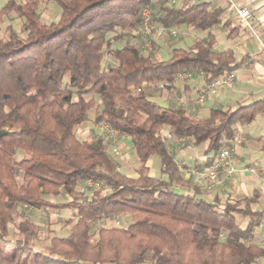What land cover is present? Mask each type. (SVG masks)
I'll return each mask as SVG.
<instances>
[{
	"label": "trees",
	"instance_id": "obj_1",
	"mask_svg": "<svg viewBox=\"0 0 264 264\" xmlns=\"http://www.w3.org/2000/svg\"><path fill=\"white\" fill-rule=\"evenodd\" d=\"M48 1L60 11L48 24L38 0H9L0 9V31L11 14L21 23L7 25L0 39V264H257L264 247L251 239L264 212L250 209L253 199L241 206L207 201L199 188L175 192V186L189 183L160 132L167 127L192 146L207 143L206 152H218L223 140L234 137L236 123L254 119L258 103L235 111L213 108L199 119L183 107H162L145 92L150 84L171 88L181 72L203 73L208 82L240 66L231 50L215 49L210 30L221 22L222 10H211V1L190 7L172 6L170 0ZM154 2L156 24L206 35L189 50H172L168 61L144 55L136 45L110 49L108 35L118 40L138 33L142 10ZM105 49L112 58L107 67ZM92 110L95 124L129 138L139 162L136 177L117 170L103 138H77L76 129ZM154 155L160 159L159 178L146 166ZM85 181L107 190L64 203L46 199L74 196ZM22 207L71 210L68 235L51 237L36 250V226L24 219L17 223L20 236L10 238L9 225L23 216ZM121 213L131 218L126 228L100 227L91 241L90 223ZM236 216L248 218L244 228Z\"/></svg>",
	"mask_w": 264,
	"mask_h": 264
},
{
	"label": "crops",
	"instance_id": "obj_2",
	"mask_svg": "<svg viewBox=\"0 0 264 264\" xmlns=\"http://www.w3.org/2000/svg\"><path fill=\"white\" fill-rule=\"evenodd\" d=\"M186 1L179 0L178 4H184ZM202 1H211V10H222L221 22L210 30L215 37V49L231 50L234 60L241 64L228 72L232 77V86L219 88L213 93H205L208 82L203 73H198L199 77L203 78L202 81L190 82L194 84L193 91L197 93L196 96L179 99L177 107H183L187 113L199 119L208 117L209 111L213 108L235 111L254 103H258V113L248 123H236L233 126L234 137L222 141L220 150L227 146L232 149V155L236 160V172L226 181L221 176V184L209 192H205L195 180L197 175L211 164L218 152H206L207 143L192 146L187 143V138H176L170 134L167 127H164L160 135L173 156L182 178L189 183V188L175 186L174 190L177 193H190L192 188H199L202 198L207 201L217 198L221 204L239 201L241 206H244L246 200L253 199V203L249 204L250 209L254 212H264V55L259 52V43L264 42V0H234L236 6L247 7L250 11L246 27L239 25L237 15L229 8L227 1L197 0L196 3ZM220 34L223 36L221 41L218 40ZM201 35L204 37L206 32H201ZM200 96H204L203 104L198 103ZM146 166L149 175L155 177L151 170V162L146 163ZM247 221L248 218L236 216L237 224L243 228ZM251 242L260 248L264 247L258 227L253 231ZM257 264H264V258H259Z\"/></svg>",
	"mask_w": 264,
	"mask_h": 264
},
{
	"label": "rangeland",
	"instance_id": "obj_3",
	"mask_svg": "<svg viewBox=\"0 0 264 264\" xmlns=\"http://www.w3.org/2000/svg\"><path fill=\"white\" fill-rule=\"evenodd\" d=\"M9 0H0V9L4 4ZM15 1H24V0H15ZM39 8L38 11L41 15L42 21L44 23L55 22L60 14L58 7L51 1L48 0H38ZM155 2L149 3L147 10L149 11L148 17L151 18V23L153 18L158 17V7L154 6ZM179 6V4H177ZM144 8V9H145ZM20 20L14 15L11 14L8 17H5L0 31V39L6 38L5 27L11 25L14 28L20 27ZM176 31L175 36L166 35L165 38L156 37L155 33L144 34L140 32L127 34L121 39H114V34L108 35V39L111 43L112 48L119 49L123 45H136L139 46L144 55H150L158 61H168L171 57V51L174 49H183L189 50L192 47L193 43L197 39H201L202 35L200 31L187 28H173ZM216 30V29H215ZM217 34V33H216ZM218 35V34H217ZM222 35H219V41L222 40ZM109 49L104 50V57L102 60V65L107 67L111 64L112 58L108 51ZM203 79V78H202ZM198 73H186L185 77L175 78L173 86L170 87H160L161 84H150V86L145 90L148 99L156 102L162 107H177L178 100L188 96H196L194 93V84L190 83L193 80H196L198 83L202 81ZM195 82V81H194ZM194 100V99H193ZM97 103V110L101 109V101L99 96L95 97ZM196 102V100H194ZM94 111L92 110L89 115V120L84 123L82 126L76 129V135L79 141L89 140L97 137L103 138L106 147L107 153L114 158L116 162V167L119 172L127 176L136 177L137 168L139 167V162L134 154V150L131 146L130 140L125 135H119L118 133L110 130L105 125L95 124L94 123ZM171 148V145L169 144ZM117 149V153H114L113 150ZM22 152L16 154V160L20 159ZM151 162V170L153 171V176L156 178L160 177V159L158 156L150 157L147 161ZM138 165V166H137ZM19 180V177H17ZM95 190H100L102 192L107 190V187L104 185H91L89 181L79 183L76 188V193L74 196H63V197H46L49 201L53 203H64L65 201H72L74 198L84 197L89 198L91 193ZM22 217L16 218V223L9 225V237L17 238L20 236V233L17 228V223L21 220L28 219L31 223L36 226L37 237L33 240V245L36 250L44 249L48 244L51 237L54 236H66L69 233L71 225H68L66 222L73 218V213L71 210H56L52 208L34 210L30 208H20ZM121 221V227L114 226L109 220H102L90 223L91 230V241H94L97 237V231L100 227L106 228H126L131 218L128 214H119ZM226 234H222L221 237L224 238ZM11 249L6 250V254L11 253ZM32 264V263H30ZM149 264V263H145Z\"/></svg>",
	"mask_w": 264,
	"mask_h": 264
},
{
	"label": "built area",
	"instance_id": "obj_4",
	"mask_svg": "<svg viewBox=\"0 0 264 264\" xmlns=\"http://www.w3.org/2000/svg\"><path fill=\"white\" fill-rule=\"evenodd\" d=\"M197 0H187L184 4H181L179 6L183 7H190L194 4H196ZM228 2L229 8L234 10L237 17H238V23L239 25H242L243 27L248 26V19L250 18V11L247 7H240L236 6L234 0H225ZM179 0H170V5L179 7L178 4ZM149 11L147 8L142 10V28L140 29V33L144 34H150L155 33L156 37L165 38L166 35L175 36L176 31L174 29H165L160 24H153L151 23V18L148 17ZM259 52L260 54L264 55V42L259 43ZM186 76V72H181L177 75V78H182ZM232 77L228 72L223 73L222 75L212 78L210 81H208L207 86L205 87V93H213L215 90L223 87H231L232 86ZM162 88L164 87H170L169 84H161ZM140 89H136V92H139ZM198 103L203 104L204 103V96H200L198 98ZM111 130V129H110ZM114 131V130H112ZM116 132V131H114ZM117 133V132H116ZM114 153H117V149L113 150ZM236 160L234 159L232 155V149L227 147H223L221 150L218 151L215 158L209 164L205 170L200 172L195 180V183L198 186H201L202 189L205 192H209L215 189V187L219 184H221L222 179L221 176H223V180L226 181L230 179L234 173L236 172ZM248 170V169H246ZM91 185H101L99 183L91 182ZM109 221L116 227H121V219L118 215L112 216ZM258 232L261 237L262 244L264 245V217L262 218L259 226H258Z\"/></svg>",
	"mask_w": 264,
	"mask_h": 264
}]
</instances>
